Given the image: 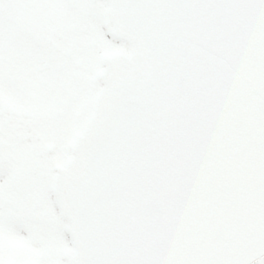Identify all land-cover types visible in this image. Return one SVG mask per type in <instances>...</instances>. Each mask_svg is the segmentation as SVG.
<instances>
[{"label":"snow or ice","instance_id":"obj_1","mask_svg":"<svg viewBox=\"0 0 264 264\" xmlns=\"http://www.w3.org/2000/svg\"><path fill=\"white\" fill-rule=\"evenodd\" d=\"M33 260L264 264V0H0V264Z\"/></svg>","mask_w":264,"mask_h":264},{"label":"water","instance_id":"obj_2","mask_svg":"<svg viewBox=\"0 0 264 264\" xmlns=\"http://www.w3.org/2000/svg\"><path fill=\"white\" fill-rule=\"evenodd\" d=\"M76 153V158L71 159L67 162L66 169L63 174L59 177H67L68 181L80 182L91 178L95 173V168L97 161L89 154ZM129 171H133L134 162L130 161L128 164ZM149 171H154V169H149ZM174 185L179 188L182 185L188 183L189 181L197 182L201 184L207 183L211 179L215 172L214 166L212 165H199L191 164L186 159L179 157L171 165L168 172ZM105 231V225L95 224L86 225L83 228V233L85 236L89 232H95L97 234H103ZM78 250H76V254Z\"/></svg>","mask_w":264,"mask_h":264},{"label":"rangeland","instance_id":"obj_3","mask_svg":"<svg viewBox=\"0 0 264 264\" xmlns=\"http://www.w3.org/2000/svg\"><path fill=\"white\" fill-rule=\"evenodd\" d=\"M69 154H64V153H60V154H56L53 157H50L49 159V164L52 165V163L59 161L61 163H63L65 161V159L68 157ZM51 169V167H50ZM17 246H23V243L20 241L16 242ZM56 248V245L54 243H42L36 247L32 248V253H33V257H39L42 255H46L48 253H50L53 249ZM73 252V249L70 248H65L62 250V254L68 256L69 254H71ZM35 263V260H33V264Z\"/></svg>","mask_w":264,"mask_h":264}]
</instances>
